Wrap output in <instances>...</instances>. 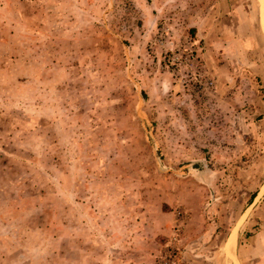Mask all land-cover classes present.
<instances>
[{
    "label": "rangeland",
    "instance_id": "374dc122",
    "mask_svg": "<svg viewBox=\"0 0 264 264\" xmlns=\"http://www.w3.org/2000/svg\"><path fill=\"white\" fill-rule=\"evenodd\" d=\"M261 11L0 0V264H264Z\"/></svg>",
    "mask_w": 264,
    "mask_h": 264
},
{
    "label": "bare ground",
    "instance_id": "6f19581e",
    "mask_svg": "<svg viewBox=\"0 0 264 264\" xmlns=\"http://www.w3.org/2000/svg\"><path fill=\"white\" fill-rule=\"evenodd\" d=\"M258 2L260 4V7L264 5V0H258ZM260 24H261V28L264 30V12L262 11L260 12ZM232 238H233L232 236L229 237L230 244L232 243ZM228 257L232 259V262H233L232 264H238L236 259L234 258L232 247H231V250L229 251Z\"/></svg>",
    "mask_w": 264,
    "mask_h": 264
}]
</instances>
